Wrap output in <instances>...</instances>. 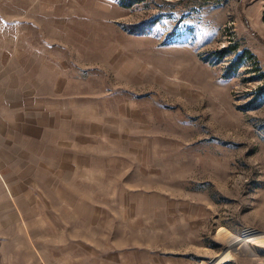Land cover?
<instances>
[{"label":"rangeland","instance_id":"1","mask_svg":"<svg viewBox=\"0 0 264 264\" xmlns=\"http://www.w3.org/2000/svg\"><path fill=\"white\" fill-rule=\"evenodd\" d=\"M4 24L91 162L29 239L0 224V264H264V0H0Z\"/></svg>","mask_w":264,"mask_h":264},{"label":"crops","instance_id":"2","mask_svg":"<svg viewBox=\"0 0 264 264\" xmlns=\"http://www.w3.org/2000/svg\"><path fill=\"white\" fill-rule=\"evenodd\" d=\"M4 26L23 30L4 24L0 33ZM22 44L5 34L0 39V48L17 49L0 50V224L23 228L26 241L29 226L44 223L41 209L58 210L70 201L61 192L73 193L77 169L89 171L84 163L91 158L77 155L73 105L44 94L36 81L45 77L36 62H26Z\"/></svg>","mask_w":264,"mask_h":264},{"label":"trees","instance_id":"3","mask_svg":"<svg viewBox=\"0 0 264 264\" xmlns=\"http://www.w3.org/2000/svg\"><path fill=\"white\" fill-rule=\"evenodd\" d=\"M143 1L144 0H118V3L123 8H131V7H133L136 4L142 3ZM224 52H227V51H224ZM222 56H223V53H222ZM240 63L241 62H240L239 57H238L235 60L233 67L232 68H228V70L226 71V76L225 77L226 78H230L234 74V72L239 68ZM262 96H264V93H263Z\"/></svg>","mask_w":264,"mask_h":264}]
</instances>
